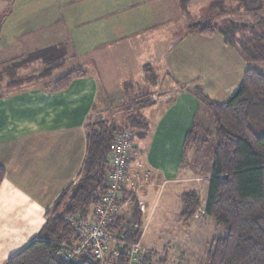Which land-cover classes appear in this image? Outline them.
Returning <instances> with one entry per match:
<instances>
[{"label":"crops","instance_id":"obj_1","mask_svg":"<svg viewBox=\"0 0 264 264\" xmlns=\"http://www.w3.org/2000/svg\"><path fill=\"white\" fill-rule=\"evenodd\" d=\"M152 2L63 0V13L58 14L61 7L55 0H0V169L5 173L0 185V264L38 238L59 194L77 180L85 156L86 119L97 109L101 81L82 66L95 65H69L87 75L62 91L49 93L39 86L41 74L47 76L56 66L57 51L65 50L75 32L81 34L82 45H96L92 52L110 48L121 28L128 32L122 21L133 23L128 50L145 53L148 61L140 70L150 65L158 78L151 84L142 75L145 91L157 99L146 110L154 112V122L150 139L139 143L140 167L149 172L155 189H174L195 179L180 168L191 153L184 156L186 133L202 109L187 89L199 86L204 93L209 88L212 101L226 102L251 64L219 35L184 37L186 25L199 21L203 10L193 8L191 0H166L167 9L161 12L154 11ZM171 68L178 71L177 80L169 77ZM159 73L170 81L163 92Z\"/></svg>","mask_w":264,"mask_h":264},{"label":"trees","instance_id":"obj_2","mask_svg":"<svg viewBox=\"0 0 264 264\" xmlns=\"http://www.w3.org/2000/svg\"><path fill=\"white\" fill-rule=\"evenodd\" d=\"M236 1L239 3L233 8L225 6L223 0L213 1L209 8L214 11L213 15L188 23L184 37L219 35L245 63H264V20L251 28L234 21L235 16L242 14L241 8L248 18L263 14L264 0H251L256 6L252 5L250 9L246 8L245 0ZM181 2L187 4L189 0ZM238 34H241L240 38L236 37ZM62 64L63 61L58 60L56 66L52 65L55 67L51 66L46 71L47 76L41 74L42 85L39 86L46 92L62 91L72 81L87 75L80 68L73 67L53 76V71ZM142 70L151 84L157 82L153 67L145 65ZM144 91L143 88V94L136 97L110 102L109 109L104 111L106 117L100 113L95 115L98 121L91 120L92 109L86 119V151L77 180L59 194L38 238L5 264H98L88 259L67 262L57 255L62 242L73 240V231L64 218L73 215L86 217L106 193L108 155L117 133L129 130L133 134L136 148L130 165L139 160V143L148 141L153 130L144 112L157 99L156 94ZM187 91L198 100L200 107L208 110L214 130L205 133L206 139L201 138L193 123L184 139V156L187 152L201 149L208 142V137L214 146L210 152V173L204 176L205 199L202 200L199 192L192 188L181 193V214L185 222H190L202 208L204 219H211L227 228L225 236L213 239L209 244L204 264H264V74L250 67L235 93L223 103L212 101L199 86ZM118 115L127 116L124 126L115 122ZM184 165L182 161L180 168L184 169ZM191 165V173L197 174L195 171L198 169ZM4 177L5 173L0 169V185ZM130 189L121 192L117 206L126 198L130 199V204L111 216L105 230L115 238L123 236L129 242L140 241L143 248L140 251L141 264H161L164 260L157 256L159 252L143 244L144 205L136 196L135 187ZM125 261L126 257L120 256L113 264Z\"/></svg>","mask_w":264,"mask_h":264},{"label":"rangeland","instance_id":"obj_3","mask_svg":"<svg viewBox=\"0 0 264 264\" xmlns=\"http://www.w3.org/2000/svg\"><path fill=\"white\" fill-rule=\"evenodd\" d=\"M211 1L213 2V0H191L193 8H198L200 10L203 9L199 12L200 20H205L213 15L214 11L209 9L210 4L212 3ZM250 1L251 0H245L247 4L246 8L250 9L252 5L256 6L254 2ZM17 2L18 1L13 3L14 7ZM224 2L225 6L229 5L230 8L235 7L239 3L236 0H224ZM62 3L63 0H55V5L62 8H60L58 14L63 13L62 10L64 6ZM168 3L166 0H153L152 4L154 11H166L167 7L164 5H167ZM241 9H243L242 14H239L234 18V21L239 25H245L250 28L257 27L260 22L264 20V17L262 18L264 10L263 14L261 13L253 18L249 16L250 18H248V15H244V8ZM107 14L108 13H106V15ZM124 19L125 17L123 20ZM179 21L180 25L183 24V19ZM121 23L128 24V32L125 31L124 28H121L116 35L114 34L115 37H112L114 42L111 44L110 48L104 47L99 50H91L92 52H90L89 50L96 45H90L91 48L88 44L83 43L82 45L79 42V40H81L80 38H82L81 34L75 32L72 36L71 43L73 44L71 45L69 42L67 43L65 50L61 49L57 52V61H63V64L60 65L58 69L60 72H62V70L71 69L68 68L69 65L72 66V64L76 62L79 64L80 62H89L95 65V69L92 68L91 64L82 66L84 67L83 70L86 69V71L91 73L94 71V74H96L95 76H99L101 81L97 109L91 113L92 121H98L95 120L96 114L100 113L105 117L107 116V113L104 111L109 109L110 102H120L141 95L143 88L146 87L142 81V75H144V73L143 70L140 69L143 64L147 63L146 61H148V59L146 60L145 53L139 52L136 54L133 51L128 50L127 41L132 38L130 34L132 33L131 30L134 25L133 23L130 24L128 21H122ZM159 28H161V31L166 30L165 27ZM165 37L167 38L168 36L165 35ZM236 37L240 38L241 34H238ZM115 43L116 47L114 46ZM251 68L264 74V63L251 64ZM171 70L168 71L169 77L173 78V80H177L175 74L178 71L173 68H171ZM162 75V73H159V80L161 81V89L163 92L165 88L170 87V81L166 76ZM204 90V95L211 98V90L209 88ZM168 96L173 95L169 94ZM102 106L103 109L101 108ZM144 114L150 122H154V112L150 114L149 111H146ZM126 118L127 116L118 115L116 116L117 120L115 119V122L124 126ZM196 129L198 136L201 138H205V133H212L214 130L213 119L205 107L198 113ZM213 146V140L208 137V142H206L197 152L193 151L189 153L188 158L184 162L183 173L185 172L189 176L191 174L190 177L195 176L194 178L197 179L196 181L194 179L190 182H183L182 184L175 186L174 189H171L174 185H168L169 188L165 189L164 186L160 188L161 185H158V187H156L157 189H155V187H153L154 184L149 177L147 180H142L133 185L137 194L136 196L141 200V204L144 205L142 227L144 231L143 244L147 248L159 252L157 256H162L164 260L161 264H204L207 253L206 251L211 241L225 236L227 232L225 225L217 224L211 219H204L202 208L190 222H185L181 214L183 211L181 193L191 190L192 188L199 192L202 200L205 199L206 184L204 176L210 173V152L212 151ZM139 162L140 160L137 161V165L134 164L133 167L130 166V170L132 172L138 171L141 175L143 172L142 168L138 166ZM190 165L193 166V169H198L195 171L198 175L196 173L194 175L193 172V174L191 173V170L189 169ZM194 166H196V168H194ZM177 193L180 194L176 195Z\"/></svg>","mask_w":264,"mask_h":264},{"label":"built area","instance_id":"obj_4","mask_svg":"<svg viewBox=\"0 0 264 264\" xmlns=\"http://www.w3.org/2000/svg\"><path fill=\"white\" fill-rule=\"evenodd\" d=\"M135 148L136 143L129 130H123L114 136L108 155L106 193L86 217L73 215L64 218L73 231V240L62 242L56 252L64 261L77 263L88 259L98 264H113L114 260L123 256L126 257L123 264H141L140 251L143 248L140 241L129 242L123 236L115 238L105 230L111 216L120 213L130 204V199L126 198L117 206L121 192L125 189L130 191L135 183L149 178V172L140 176L138 172L130 170V166L137 165H130Z\"/></svg>","mask_w":264,"mask_h":264}]
</instances>
